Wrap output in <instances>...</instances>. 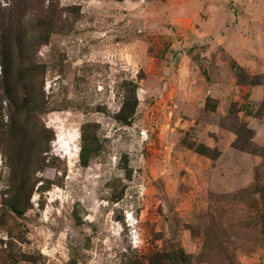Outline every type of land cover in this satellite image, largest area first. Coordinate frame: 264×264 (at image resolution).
Wrapping results in <instances>:
<instances>
[{"label":"rangeland","instance_id":"1","mask_svg":"<svg viewBox=\"0 0 264 264\" xmlns=\"http://www.w3.org/2000/svg\"><path fill=\"white\" fill-rule=\"evenodd\" d=\"M0 264H264V0H0Z\"/></svg>","mask_w":264,"mask_h":264}]
</instances>
